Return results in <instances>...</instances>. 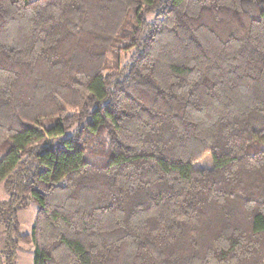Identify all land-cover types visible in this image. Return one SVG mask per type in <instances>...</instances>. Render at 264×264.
Instances as JSON below:
<instances>
[{
	"label": "trees",
	"instance_id": "obj_1",
	"mask_svg": "<svg viewBox=\"0 0 264 264\" xmlns=\"http://www.w3.org/2000/svg\"><path fill=\"white\" fill-rule=\"evenodd\" d=\"M0 182V264H264V0H0Z\"/></svg>",
	"mask_w": 264,
	"mask_h": 264
},
{
	"label": "rangeland",
	"instance_id": "obj_2",
	"mask_svg": "<svg viewBox=\"0 0 264 264\" xmlns=\"http://www.w3.org/2000/svg\"><path fill=\"white\" fill-rule=\"evenodd\" d=\"M212 166L210 155L206 154L201 160L193 164L196 169L210 168ZM8 194L4 190L2 182H0V201L7 199ZM36 214V206L30 202L28 206L21 210L18 215L20 223V233L30 234L31 227ZM33 256V244L32 243H21L16 256V264H32Z\"/></svg>",
	"mask_w": 264,
	"mask_h": 264
}]
</instances>
